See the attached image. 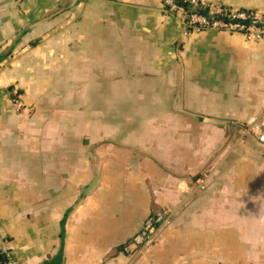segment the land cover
<instances>
[{
    "label": "crops",
    "instance_id": "0c3cea01",
    "mask_svg": "<svg viewBox=\"0 0 264 264\" xmlns=\"http://www.w3.org/2000/svg\"><path fill=\"white\" fill-rule=\"evenodd\" d=\"M260 132L264 42L185 30L164 0H0V255L264 264Z\"/></svg>",
    "mask_w": 264,
    "mask_h": 264
},
{
    "label": "built area",
    "instance_id": "2783aa9c",
    "mask_svg": "<svg viewBox=\"0 0 264 264\" xmlns=\"http://www.w3.org/2000/svg\"><path fill=\"white\" fill-rule=\"evenodd\" d=\"M182 1L191 7V11L188 12L185 5L178 3L177 0H165V3L174 14L181 11V21L186 30L234 31L244 34L247 40L264 42V7L235 8L208 0ZM250 122L253 125L256 124L254 119H251ZM254 131L258 133V130L254 129ZM259 139L264 142L263 132L259 133ZM199 186L203 188L204 184L200 183ZM172 216L173 211L171 209H162L144 219L141 229L129 240L135 255L155 244L161 228L171 221ZM5 255L7 256L6 260L0 264H18L11 254L6 253Z\"/></svg>",
    "mask_w": 264,
    "mask_h": 264
},
{
    "label": "trees",
    "instance_id": "16d2710c",
    "mask_svg": "<svg viewBox=\"0 0 264 264\" xmlns=\"http://www.w3.org/2000/svg\"><path fill=\"white\" fill-rule=\"evenodd\" d=\"M178 3H181L183 5H185V7L187 8L188 12L191 11V7L188 6V4L182 0H177ZM203 11V10H201ZM7 256L5 254H1L0 255V263H3L6 260Z\"/></svg>",
    "mask_w": 264,
    "mask_h": 264
},
{
    "label": "rangeland",
    "instance_id": "374dc122",
    "mask_svg": "<svg viewBox=\"0 0 264 264\" xmlns=\"http://www.w3.org/2000/svg\"><path fill=\"white\" fill-rule=\"evenodd\" d=\"M215 3V2H214ZM216 3H218V2H216ZM164 5H165V8H169V7H167V5H166V3H165V0H164ZM236 8V7H235ZM169 10V9H168ZM181 12V11H180ZM178 13V14H175L176 16H178L179 17V19H180V22H181V24H182V21H181V16H180V14L182 15V13ZM182 26H183V24H182ZM183 28H184V26H183ZM186 30V29H185Z\"/></svg>",
    "mask_w": 264,
    "mask_h": 264
}]
</instances>
